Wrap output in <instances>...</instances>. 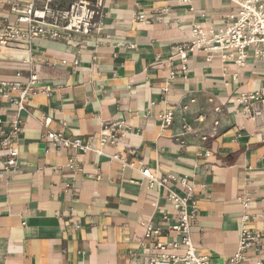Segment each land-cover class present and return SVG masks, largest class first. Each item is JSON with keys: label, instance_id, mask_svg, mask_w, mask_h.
<instances>
[{"label": "crops", "instance_id": "obj_1", "mask_svg": "<svg viewBox=\"0 0 264 264\" xmlns=\"http://www.w3.org/2000/svg\"><path fill=\"white\" fill-rule=\"evenodd\" d=\"M7 1L0 19L13 22ZM238 9L232 0H105L102 27L85 41L0 47V81L38 77L23 109L0 96V123L20 126L17 167L0 158V264H148L158 242L179 240L165 229L175 213L169 194L182 189L174 180L150 186L145 166L192 185L190 237L201 254L226 260L242 226L264 230V122L241 100L264 96V58L248 51L238 64L235 50L199 48L182 62L177 54L194 25L223 27ZM148 223L162 231L143 237ZM248 255L263 259L264 238Z\"/></svg>", "mask_w": 264, "mask_h": 264}, {"label": "built area", "instance_id": "obj_2", "mask_svg": "<svg viewBox=\"0 0 264 264\" xmlns=\"http://www.w3.org/2000/svg\"><path fill=\"white\" fill-rule=\"evenodd\" d=\"M105 0H8V10L14 15V21L9 22L0 19V44L17 45L29 42L34 38H44L51 40L85 41L91 38L101 29L104 18ZM238 6L237 11H230L226 19L230 23L223 27L202 31L198 25L191 29V39L188 45H181L177 54L184 62L189 54L195 49L215 50L230 49L236 51V62L242 64L248 51L255 58H264V1L263 0H232ZM2 0H0L1 6ZM138 20H147L143 14L136 16ZM181 71H185L182 66ZM176 71H170L173 77ZM20 77V72L15 73ZM38 77L35 73H30L26 82L19 79L0 81V96L7 100H17V109H23L25 100L36 91ZM17 90L15 96L12 91ZM245 112H251L252 116L259 119L264 110V96L259 92H253L241 97ZM258 101L256 110L252 108L249 101ZM215 112L219 108L214 109ZM170 113L163 116L164 122H170ZM50 117L44 118V124L48 125ZM117 124L109 123L106 129L113 131ZM20 131L19 120L12 121L10 126L0 123V158L4 157V166L10 169L17 167L18 149L14 145V135ZM264 132V128H261ZM46 137L51 141L67 145L68 140L60 133L47 132ZM100 143L105 141L101 134ZM79 139L72 143L81 150L90 147L87 142L79 144ZM140 173L147 179L150 186L154 183L165 184L169 180H174L182 189V193L171 192L169 198L173 202L175 209L173 223L166 226L165 232H174L179 236V240L169 242H158L156 248L158 253L148 255V264H264L263 259H255L249 262V251L258 245L264 238V230L249 232L246 227H241L236 251L226 260H221L212 255L201 254L190 237L191 226L196 221V204L190 201L192 185L187 183L184 177H174L166 175L156 178L150 168L141 167ZM162 231L161 226L150 223L145 225L143 237L148 238L154 233ZM183 247V248H181ZM170 249V252H166Z\"/></svg>", "mask_w": 264, "mask_h": 264}, {"label": "bare ground", "instance_id": "obj_3", "mask_svg": "<svg viewBox=\"0 0 264 264\" xmlns=\"http://www.w3.org/2000/svg\"><path fill=\"white\" fill-rule=\"evenodd\" d=\"M3 46H8V45H2V44H0V47H1V48H5V47H3ZM261 119H262L263 122H264V110H263V114L261 115Z\"/></svg>", "mask_w": 264, "mask_h": 264}, {"label": "water", "instance_id": "obj_4", "mask_svg": "<svg viewBox=\"0 0 264 264\" xmlns=\"http://www.w3.org/2000/svg\"><path fill=\"white\" fill-rule=\"evenodd\" d=\"M39 148H44V144L41 143V144L39 145ZM219 262H221V259H219Z\"/></svg>", "mask_w": 264, "mask_h": 264}]
</instances>
